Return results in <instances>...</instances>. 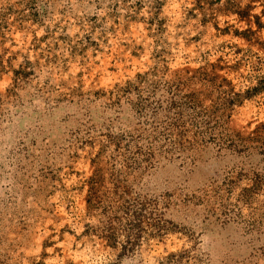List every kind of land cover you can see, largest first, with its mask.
I'll use <instances>...</instances> for the list:
<instances>
[{
    "label": "rangeland",
    "instance_id": "obj_1",
    "mask_svg": "<svg viewBox=\"0 0 264 264\" xmlns=\"http://www.w3.org/2000/svg\"><path fill=\"white\" fill-rule=\"evenodd\" d=\"M0 264H264V0H0Z\"/></svg>",
    "mask_w": 264,
    "mask_h": 264
}]
</instances>
